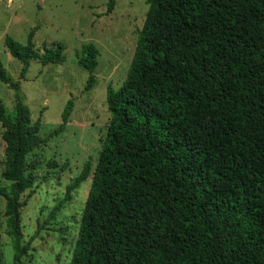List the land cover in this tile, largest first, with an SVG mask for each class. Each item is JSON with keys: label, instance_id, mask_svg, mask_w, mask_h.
Returning a JSON list of instances; mask_svg holds the SVG:
<instances>
[{"label": "trees", "instance_id": "1", "mask_svg": "<svg viewBox=\"0 0 264 264\" xmlns=\"http://www.w3.org/2000/svg\"><path fill=\"white\" fill-rule=\"evenodd\" d=\"M146 4L126 80L106 87L107 135L70 264H264V0ZM32 39H5L22 75L31 61H65L60 44L40 51ZM97 57L92 44L77 53L89 73L85 90ZM0 82L15 92L12 117L0 101L9 183L0 198L20 264L29 251L20 242V196L33 185L26 159L63 131L73 99L59 128L42 137L1 65ZM89 173L86 164L67 191Z\"/></svg>", "mask_w": 264, "mask_h": 264}, {"label": "rangeland", "instance_id": "2", "mask_svg": "<svg viewBox=\"0 0 264 264\" xmlns=\"http://www.w3.org/2000/svg\"><path fill=\"white\" fill-rule=\"evenodd\" d=\"M0 0V65L19 83L20 100L30 112L31 122L40 120V135L47 137L59 128L69 99L73 108L63 131L26 159V175L32 187L20 196L25 206L19 214L21 245H28L20 264H70L80 221L92 182V173L106 139L110 113L106 87L117 90L126 80L138 35L143 27L146 0ZM33 32L32 43L64 48L62 64L23 65L12 58L6 37L24 46ZM92 44L98 50L94 83L85 90L89 73L77 65V53ZM22 75V78H21ZM15 92L0 82V101L14 115ZM0 126V186L4 143ZM89 165L88 178L67 191ZM6 201L0 198V264H13V246L5 217ZM57 208V210L55 209Z\"/></svg>", "mask_w": 264, "mask_h": 264}]
</instances>
